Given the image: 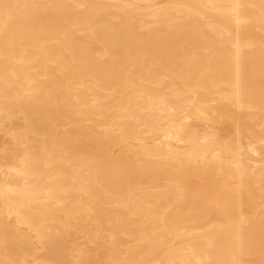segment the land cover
Returning a JSON list of instances; mask_svg holds the SVG:
<instances>
[{
    "label": "bare ground",
    "instance_id": "6f19581e",
    "mask_svg": "<svg viewBox=\"0 0 264 264\" xmlns=\"http://www.w3.org/2000/svg\"><path fill=\"white\" fill-rule=\"evenodd\" d=\"M0 264H264V0H0Z\"/></svg>",
    "mask_w": 264,
    "mask_h": 264
},
{
    "label": "rangeland",
    "instance_id": "374dc122",
    "mask_svg": "<svg viewBox=\"0 0 264 264\" xmlns=\"http://www.w3.org/2000/svg\"><path fill=\"white\" fill-rule=\"evenodd\" d=\"M239 121H240V124H241V125L245 126V124H246V120L243 119V118L241 117V115H240V119H239ZM2 141H3V139H2Z\"/></svg>",
    "mask_w": 264,
    "mask_h": 264
}]
</instances>
